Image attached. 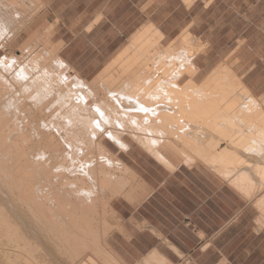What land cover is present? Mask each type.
<instances>
[{"label": "bare ground", "instance_id": "1", "mask_svg": "<svg viewBox=\"0 0 264 264\" xmlns=\"http://www.w3.org/2000/svg\"><path fill=\"white\" fill-rule=\"evenodd\" d=\"M45 1L0 0V264H125L107 243L123 231L116 204L138 206L152 189L141 193L145 180L106 141L124 153L136 144L170 173L199 161L264 212L263 105L225 63L194 81L205 42L186 29L174 52L151 26L86 81L69 73L54 23L20 42ZM141 261L171 264L157 248Z\"/></svg>", "mask_w": 264, "mask_h": 264}, {"label": "crops", "instance_id": "2", "mask_svg": "<svg viewBox=\"0 0 264 264\" xmlns=\"http://www.w3.org/2000/svg\"><path fill=\"white\" fill-rule=\"evenodd\" d=\"M254 3L263 7L250 15ZM237 5V0H49L42 19L55 24L52 39L61 42L60 56L91 81L126 50L130 55L133 38L151 26L162 43L169 42L163 48L173 43L176 52L186 49L180 37L186 29L187 40L206 42L192 63L197 73L212 71L218 60L211 40L248 41L252 20L264 13L263 0ZM263 24L264 19L252 30L262 40ZM245 86L264 108V82ZM205 135L216 134L210 129ZM203 167L196 161L170 173L151 166L154 175L146 172L153 180L151 194L138 206H116L123 231L113 230L107 243L125 264L142 262L154 248L171 264H264V212Z\"/></svg>", "mask_w": 264, "mask_h": 264}, {"label": "rangeland", "instance_id": "3", "mask_svg": "<svg viewBox=\"0 0 264 264\" xmlns=\"http://www.w3.org/2000/svg\"><path fill=\"white\" fill-rule=\"evenodd\" d=\"M48 1L49 0H47V2L45 1L46 5H47ZM254 1L255 0H249L250 3H253ZM237 2L239 5L240 0H237ZM238 5H237V9H238ZM262 7H261V5H255V3H254V6L250 7V9H249L250 15L254 14L257 11L262 10ZM46 8L47 7L45 6V9H42L38 13V15L36 16V20H34L32 25L29 26L28 29L23 33L22 38L20 39V42L25 37L27 38V35L36 26L38 27V24L41 22L43 15L46 11ZM262 19H264V13L261 14L259 17L257 14L254 17V20H252L253 24L252 25L250 24V28L248 30V33H246V35L251 36V38L248 41H246V40H229V39L211 40V44L213 45V49H211L212 54L215 55L214 60H218L217 63H215V64L213 63L214 65L211 67V69L213 67L214 68L212 69V71L216 70V67H217L216 65H218L220 63H225L227 66H229L231 68V70L235 74L240 76L241 80L244 82L245 85L247 83H263L264 82V39L262 40L259 37L256 38L255 37L256 34H254L252 32V30H254V26L257 25V22H260ZM263 26H264V24H263ZM52 41L54 42V40H52ZM168 43H169L168 41L166 43H164V42L162 43L160 41V45H167ZM174 52H176V51L174 50ZM176 57H177V59L174 61L175 66L177 67L178 71L179 70L182 71L181 69L184 67L185 61H186L184 58V55L178 54V56H176ZM186 63H187V61H186ZM168 66H169V64H168ZM69 69H70L69 73L71 75L76 74L71 67ZM209 70L208 71H202L201 73H197L196 76L194 77V81L197 83L201 82V80H203L205 78V75L207 73L212 72L211 70L210 71ZM113 72H114V70H113ZM183 74L184 73L182 72V75ZM186 75H183L179 79V81H177V82L179 84L185 83L186 77H188V75L187 76ZM88 80H91V79H88ZM253 94L255 96H257L254 92H253ZM261 96H263V95H261ZM197 133L199 135V131ZM106 144H108V146L110 145L109 148L112 151L116 152L120 157H122L145 180L144 182H145L146 186L140 184V187L138 188V189H140L141 193L142 192L144 193L143 189L147 190V189L151 188V186H152L153 180L150 178L149 175H154V174L151 171V169H152L151 166H153L155 169L165 171V169L161 165H159L153 158H151L142 149H139L138 148L139 146H137L136 144H133V143L131 144V149H130L131 151H129L128 153H124V152L119 151V149L117 147H115L114 145H112L109 141H106ZM223 146H225L224 143H221L219 145V147H221V148ZM145 161H147L149 164H147ZM202 169L204 171H206V173H210L207 170V168L203 167ZM166 171H168V170H166ZM146 172H150L149 175ZM144 186L148 187V188H145ZM137 193L140 194L139 192H137ZM125 202H126L125 199L124 200L122 199L116 204V206L118 207L120 205V203H123L125 205ZM75 261H76V259H75ZM101 262L102 261H100V262L95 261V263H94L93 260H90V259L87 260L86 259L84 261V264H93V263L94 264H98V263L103 264ZM111 264H116V263H115V261H113Z\"/></svg>", "mask_w": 264, "mask_h": 264}]
</instances>
